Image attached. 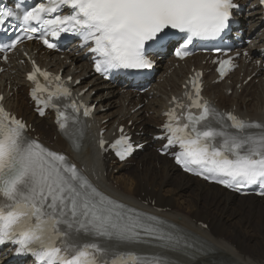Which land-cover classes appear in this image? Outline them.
Segmentation results:
<instances>
[{
	"label": "snow or ice",
	"instance_id": "snow-or-ice-1",
	"mask_svg": "<svg viewBox=\"0 0 264 264\" xmlns=\"http://www.w3.org/2000/svg\"><path fill=\"white\" fill-rule=\"evenodd\" d=\"M64 7L70 14H60ZM235 7L233 0H47L24 11L22 19L25 25H38L25 28L26 33L43 30L41 38L49 48L56 44L44 38L48 32L58 36L72 31L85 44L93 42L90 51L99 57L95 70L107 74L113 69L151 68L148 46H162L166 30L185 34L176 55H188L187 46L194 38L213 39L229 27ZM12 17L19 18V13L0 10V26ZM220 63L223 75L231 61ZM38 72L46 80L51 75L37 67L29 79L36 80ZM191 83L195 98L186 93L189 103L178 102L180 115L176 108L166 113L168 146L181 148L176 162L187 171L199 169L198 175L207 173L205 178L219 177L217 182L237 191L256 184L264 189V123L221 112L199 95L195 79ZM57 88L63 96L70 95L67 88L59 84ZM39 91L48 89L37 81L33 94ZM56 95L49 92L40 103L48 106ZM71 108L80 110L75 103ZM57 112L60 129L79 149L83 130L69 128L68 117L58 108ZM89 114L86 107L84 115ZM72 119L78 123L75 116ZM24 128L0 107V244L16 245L18 253L33 255L37 264H181L178 258L192 256L188 249L193 247L215 251L207 242L195 244L178 237L158 217L103 193L64 155L27 138ZM127 140L122 135L113 147ZM127 151L126 147L117 154L123 159ZM141 244L156 251L135 250Z\"/></svg>",
	"mask_w": 264,
	"mask_h": 264
},
{
	"label": "bare ground",
	"instance_id": "bare-ground-1",
	"mask_svg": "<svg viewBox=\"0 0 264 264\" xmlns=\"http://www.w3.org/2000/svg\"><path fill=\"white\" fill-rule=\"evenodd\" d=\"M255 3L256 1L252 2L248 7L241 25L245 32L246 23H250L249 33L252 34L260 30L263 25L261 10L257 5L253 6ZM258 38L261 41L264 38V32ZM248 48L258 54L255 46ZM64 55L65 58L60 59L51 53L47 55L38 52L34 57L38 62L42 61L49 70L55 72L60 70L66 75L72 74L71 85L80 97L87 102H97L96 114L91 120L92 124L88 127L83 145L78 152H71L69 143L58 134L52 123L45 137H48V140L57 148L71 152L73 159L80 165H84L94 178L97 177V182L112 195L137 205L143 210L159 214L182 232L189 234L200 243L207 242V245L215 249L207 253L198 251L195 247L188 249L192 256H180L178 259L181 264H264V197L238 196L220 186L208 184L199 178L180 172L166 156L155 153L150 146V138L146 134L139 139L148 141L149 145L134 166L114 165L108 155L101 156L97 152L95 139L101 127L111 128L126 117L132 119L133 126L138 127L142 125V119L148 112H152L148 118L149 122L160 124V113L167 109L172 93L181 92V84L188 71L187 68L182 66L163 80H161L162 74H159L158 79L152 82L150 89L144 95L138 97L132 93L128 99L130 107L123 106L121 110L118 104L125 103L126 98L123 96L124 98L118 102L120 94L116 82L106 83L93 75L80 83H74L75 76L92 73L90 64L87 59H83L82 52L76 56L74 50H69ZM47 57L51 59L48 60ZM67 59L71 62L68 63ZM7 67L8 70L0 76V93H3V102H6L9 108L18 107L16 110L20 111L22 103L26 100L24 93L20 89L16 90L15 87L27 84L23 74L27 66L13 60ZM213 78L211 77L208 81L207 93L213 95L222 107L234 106L243 115L264 122V77H258V82L254 79L244 87L245 91L250 88L249 95L240 93L239 90L226 95L220 84H213ZM237 79L238 76L234 78V81ZM87 86L91 87L82 92ZM92 90H96L94 95ZM147 98L150 99L141 109L130 113L131 108L145 102ZM106 106L110 109L101 112L100 109ZM118 112L120 113L115 118H110ZM28 118L35 121L32 113L28 115ZM107 118L110 119L103 122ZM150 130H153V127ZM55 134L57 137L53 139ZM120 168H128L127 174L115 175L114 170ZM151 174L152 178L149 177ZM155 176L165 178L163 194L175 198V204H172L173 198L170 200L164 198V195L160 196V192L148 195L141 192L144 186L150 187L152 191L155 190L154 185L160 182L159 178L157 181L154 179ZM148 196L154 197L155 200L149 201ZM249 200L252 202H247ZM207 219L209 222L205 224Z\"/></svg>",
	"mask_w": 264,
	"mask_h": 264
},
{
	"label": "rangeland",
	"instance_id": "rangeland-1",
	"mask_svg": "<svg viewBox=\"0 0 264 264\" xmlns=\"http://www.w3.org/2000/svg\"><path fill=\"white\" fill-rule=\"evenodd\" d=\"M150 178H152L153 177V175L151 174L150 176H149ZM157 178H159L160 179V182L158 183V184H155L154 185V188H155V190L154 191H152V189L150 188V187H143V191H141V192H143V193H146L147 195L149 194V193H152V194H158V192H160V196L161 195H164V198H167V199H171V198H173V197H171V196H169V195H165V194H163V191H162V188H164L165 187V178H163L162 176H155L154 177V179L157 181ZM174 199V201H173V203L172 204H175L176 203V199L175 198H173ZM250 204V203H249Z\"/></svg>",
	"mask_w": 264,
	"mask_h": 264
}]
</instances>
